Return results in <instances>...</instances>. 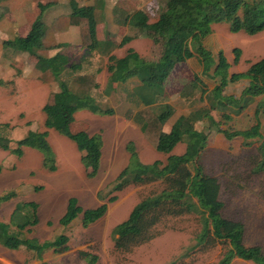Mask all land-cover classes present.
I'll return each mask as SVG.
<instances>
[{"label": "trees", "instance_id": "1", "mask_svg": "<svg viewBox=\"0 0 264 264\" xmlns=\"http://www.w3.org/2000/svg\"><path fill=\"white\" fill-rule=\"evenodd\" d=\"M50 6L38 4L39 15L31 24L26 36L17 37L3 42L4 48H12L36 58L35 68L44 73L49 72L58 83V91L51 94V100L42 107L44 114V127L58 132L71 140L76 149L82 153L80 162L88 178L98 174L102 154L101 133L88 134L84 130L71 131L70 126L74 115L80 110H87L101 116L114 114L112 108H102L90 95L98 87L94 74L75 75L74 83L80 91L75 92L61 79L65 72H76L81 69L80 64L70 63L62 54H56L49 59L38 57L36 52L43 48L44 25L41 14ZM72 23L80 24V42L87 53L96 50L94 8L78 7L74 0L69 1ZM128 24L142 32L154 46L160 48V55L155 61H147L132 49L126 51L121 58L109 56L106 70L108 72L107 89L127 79L136 77L141 83L136 92L140 104L144 107L134 121L146 141L152 148L166 155L165 161L155 160L144 164L139 160L132 143L126 146L130 153L128 164L109 185V191L98 193V199L107 203L116 200V194L129 186L145 185L160 182L163 187L138 202L129 212L127 218L112 229V241L116 250H129L131 246L145 243L153 238L151 229L165 217H179L187 213L196 212L203 220L198 243L214 245L222 242L228 245L217 264H231L233 259H239L252 264H264V252L258 246H245L243 244L244 226L236 221L222 216L223 203L219 200L220 185L216 178L204 173L199 164L200 156L204 150L208 133L195 129L194 125L206 120L215 131L222 134L226 141L237 137L242 138L243 145L248 147L252 140L261 137V125L258 115L261 106L254 112L255 124L244 130H221V122L231 119L230 113L237 114L245 109L254 97L264 95V56L251 64L245 72L229 74V64L220 51L216 60L202 45V40L212 32L213 25L225 24L230 33L244 32L252 36L264 30V0H166L164 7L156 20L149 21V17L142 11H137L128 19ZM132 40L131 36L123 37L118 46H123ZM196 54L202 66V76L215 80V85L208 93L209 107L190 112L181 116L167 133L162 132L163 124L172 115L173 109L168 104L156 107H147L160 99L164 100V85L174 67ZM236 64L240 57V50L232 51ZM211 71V74L209 72ZM195 81L199 78L194 76ZM247 79L248 85L242 90L239 98L223 95L224 88L229 83ZM200 81V80H199ZM3 82L0 79V85ZM201 84V83H200ZM158 88V90L156 89ZM205 90L202 91V94ZM210 111L220 113V120L215 121ZM264 113V110H262ZM7 128V125H3ZM9 128V127H8ZM184 143V152L180 155L172 151L177 144ZM28 147L39 151L42 155V166L53 172L56 170L55 155L47 140V131H30L23 138L16 141V147L10 149V139L0 134V149L11 150L21 157L23 148ZM259 162L252 168L258 173L264 170V140L258 147ZM2 166L0 165V173ZM16 197V193L9 192L0 197V203ZM193 199H195L193 201ZM104 202L95 209L83 210L73 197L67 202L66 211L59 220L63 227L68 226L75 218L81 215V225L87 228L90 224L101 219L107 211ZM38 223L37 205L34 202L18 203L10 217L9 224L0 222V245L8 250H18L24 247L32 251L39 259L47 249L54 253L68 250V237L59 235L51 241L39 243L35 239H22L17 233L10 231V225L18 231ZM80 256L87 264H94L97 257L86 252ZM172 264V263H171Z\"/></svg>", "mask_w": 264, "mask_h": 264}, {"label": "rangeland", "instance_id": "2", "mask_svg": "<svg viewBox=\"0 0 264 264\" xmlns=\"http://www.w3.org/2000/svg\"><path fill=\"white\" fill-rule=\"evenodd\" d=\"M165 1H148L145 12L150 22L157 18L164 7ZM6 12V9L3 8L0 14ZM19 35L23 36L25 32L22 31ZM243 35L245 34L241 32L237 34L238 40H236V43H239V39ZM227 46L224 45V48L229 54L232 51L229 49L230 46ZM245 47L243 45L244 49ZM144 49L142 53L145 60L155 61L158 59L160 55L159 47L154 46L150 49ZM69 51L68 53L73 58L79 55L77 50L72 49V51ZM225 51L223 52L225 53ZM253 52L252 55L248 56L252 58L250 61L252 63L264 56V41L259 43L253 49ZM68 53L66 54L69 55ZM105 58L99 57L93 62H88L87 58L84 61L94 63L103 70V72L97 74L99 88L94 92L96 102L102 108L110 105L118 111L116 95L104 96L100 90L106 76L104 72ZM196 59L199 61L198 58ZM74 61L77 63L80 59ZM35 62L36 58L33 56H24L8 48L0 49V76L4 79L1 80L3 84L0 85V97L5 94L8 95V114L5 112L2 116L0 115V134L10 139V149H13L16 147V141L23 138L28 132L47 131V140L55 155L56 170L51 172L45 169L42 166V155L35 149L23 148L21 157L14 155L11 150L0 149V164L4 167L8 166V184L1 177L3 173L0 175V194H2V190L3 193L7 191L19 192L14 201L8 203V209H12L19 200L38 203V225L45 223L47 220L55 223L47 232V238L53 239L62 233L63 228L58 219L66 208L68 198L74 197L78 199L80 205H84V201L90 199L87 194H90L93 198L92 196L97 191H101L103 194L109 191V185L127 163L128 154L125 152V144L130 131L127 130L129 125L118 117L90 114L86 110L78 111L76 117L74 115V120L70 126L71 131L83 130L87 126L86 123H89L86 132H101L102 144L105 146L97 176L88 178L80 162L81 153L76 149L74 143L58 132L44 127L42 107L50 102L52 99L51 94L59 90V87L57 81L53 79L49 72L40 73L35 68ZM248 65L249 63L245 62V65H242V70H245ZM177 72H180V70L178 69ZM87 73L88 69L84 68L75 75ZM209 74H211V71ZM75 75H73V72L68 71L63 73L60 79L71 90L79 92V87L73 81ZM193 81H195V78ZM194 83H198V81ZM167 86L171 89L175 86V83L168 82ZM156 89L158 90V88ZM6 100L7 98L0 100V103L4 105ZM176 107L179 110L180 103H177ZM252 109L253 105L249 104L245 107L243 116L233 117L234 119L231 117L229 121L221 122L220 129L241 130L249 128L251 124L256 122L254 116L250 113ZM213 114L215 116L213 118L219 121L220 114L217 112ZM257 119L261 125V137L252 140L251 145L248 147L243 145L242 139L226 141L222 134L216 132L215 128L206 120L196 123L194 127L199 131L208 133V140L201 153L199 164L202 166L204 173L216 178L220 185L219 200L223 203L222 216L244 226L243 244L245 246H258L264 252V170L258 173L252 172V168L260 160L258 147L264 140V114L259 113ZM3 125H7L9 128H4ZM95 129L97 130L92 131ZM139 144L141 145L140 142ZM184 149L185 144L179 143L174 153L181 154ZM152 151L154 152L148 145L142 144L138 154L139 160L142 163H151L154 160L165 161L166 155L156 151L154 152L156 154H154ZM9 175H11L10 178ZM162 187L163 185L160 182H155L129 186L121 192L112 194L116 195V200L108 204L105 216L91 226L86 233L81 232V223L78 218L75 219L78 220L75 222L77 225L76 227L72 226L73 231L70 234L72 247L84 242L83 248L85 251L97 254L99 258L97 264H217L228 249V245L222 242H216L214 245L198 243L203 220L196 212L179 217L162 218L151 229L150 234L153 235L151 240L131 246L129 250L125 251L114 248L111 234L114 226L124 221L138 202L158 193ZM105 197L107 198L103 202L107 203V199L111 197V194ZM13 231L21 238H30L33 234V231H18L16 228H13ZM7 252L10 256L17 253L20 259L24 260V264L35 259V254L25 248L17 251L7 250ZM71 254V256L65 257L58 256V264H75L78 259L77 255L75 252H71ZM67 259L70 261L67 262ZM231 264L252 263L235 258Z\"/></svg>", "mask_w": 264, "mask_h": 264}, {"label": "crops", "instance_id": "3", "mask_svg": "<svg viewBox=\"0 0 264 264\" xmlns=\"http://www.w3.org/2000/svg\"><path fill=\"white\" fill-rule=\"evenodd\" d=\"M69 1L70 0H0V11H2L3 8H5L7 11L5 14L4 13L0 14V49H4L3 47L4 41L13 40L17 37L26 36L31 28L32 22L39 15L37 5L38 4H41V5L49 4L50 6H48V8H46L45 11L40 16L41 21L44 25L45 33H44V37L42 40L43 48L38 50L36 52V55L44 59H49L56 54H62L69 59V64L75 63L74 60L80 59V61L77 62V64H80L81 69L87 68L88 69L87 74L95 75V79L98 84V87L94 89L92 92H90V95L94 99H95L94 92H96L95 90L99 88V81L97 80V74L98 72H103V70H101L102 68L97 67L94 63H88V62L89 61L93 62L96 58H99V57H106L105 58L106 61L104 62L105 64L104 72L106 74L105 82L102 85V87H100L101 88L100 90L104 96L116 95L117 97V100H118L117 107H119L118 111L116 108L113 109L110 105L109 107H105V108H112L114 110V114L109 117H118L121 120H123L127 125H129V128L127 130H129L130 132L128 133L129 134L127 136L128 140H127V143L125 144V152L128 154V160L130 157V153L126 149V146L128 143H132L137 154L140 153V146L142 144H146L152 150H154L152 146L146 141L140 129V126L136 124V122L134 121V117L136 116V114L141 109L144 108L140 104L139 98L136 94V92H138L140 89L141 83L136 77H132V78L127 79L123 83H119L116 87L114 86L113 90L109 91L107 89V79H108L109 74L106 70V65L108 62L107 59L111 55L115 56L116 58H121L126 54L127 50L132 49L140 57L145 59V56L142 53L145 50L144 48L150 49L151 47H154L152 42L146 37H144L141 31H139L136 28H133L132 26L128 24L129 17L135 12L142 11L146 14L145 12L146 6L148 4V1H151V0H74L78 7L90 6L94 8V17L96 20V26H95L96 34L95 35H96V40L98 42V46L96 50H94L92 53H87L85 51V48L81 46L80 24L71 22V19H70L71 9L69 6ZM222 25L224 24L213 25L212 32L202 40V45L211 53L214 60H216L218 52L220 51L223 52L226 50V48H224V45H228L227 47L230 46L229 49L231 51H233V49L235 48L239 49L240 57H239L237 64L235 65L232 64V61L234 59L233 53L230 52L228 54L227 50L225 51V53L223 52L229 64L228 73L233 74V73L245 72L247 68L249 67V65L252 63L250 62L252 58H249L248 56L252 55L254 53L253 49L256 48L259 43L264 41V30L252 36H249L245 34L244 32H241L247 36L243 35L239 39V43H236V40H238V37L236 36L240 32L234 33V34L232 33L233 34L232 35L228 31V27L226 25L224 26ZM22 31L25 32V35L20 36L19 34ZM126 36H131L132 40L124 44L123 46H118L122 38ZM243 45L246 46L245 49L243 48ZM8 49L13 50L12 48H8ZM72 49L77 50V52H79V55L75 58L71 57L70 54L68 53L70 52L69 50L72 51ZM14 52L20 53L21 55H24V56H31L24 52H18L15 50ZM66 53H68L69 55H67ZM87 58H88L87 60L88 62L84 61ZM196 58H197L196 54L194 53L193 57L185 60L182 63L177 64L165 82L164 100L160 99L158 101L153 102L152 104L147 105V107H151V108L156 107V110L157 108H159L158 107L159 105H163V104H168L172 107L173 109L172 115L168 118V120L162 126L163 133L169 132L173 124L176 122V120L180 118L181 116H187L192 111L202 110V109H206L209 107L207 95L214 87L215 80H213L210 77L201 75L202 67ZM245 62L249 63V65L245 70H242V65H245ZM94 67L96 68L94 69ZM178 69L180 70V72H177ZM78 72L79 71H76L75 73L73 72V75L77 74ZM194 76H197L199 78L200 81L198 80V83L200 82L201 84L194 83L193 81ZM0 79L4 80L2 79L1 76H0ZM168 82H170L171 84L175 83V86L169 89L167 86ZM195 85H198V86H195ZM247 85H248L247 79H241L237 82L229 83L224 88L223 95L239 98L242 90ZM203 90H205V93L202 94ZM7 96L8 95L5 94L4 96L0 97V100H5V98H7V100L4 102V105L0 103V115L1 116L5 112H7L8 114V110H7L8 109V97ZM263 99H264V95H260L250 100L249 104L253 105L252 112H250L251 115L254 116L255 109L258 105L262 107L260 110L261 111L260 113H262V110H264ZM95 101L97 100L95 99ZM177 103H180L181 105L179 110L176 107ZM79 112L75 114V117ZM214 112H217V111H211L212 115L210 113L212 118L214 116L213 114ZM89 113L93 114L91 112ZM217 113L220 114L219 112ZM242 114H245L244 110L237 114H230V116L233 118L237 116H243ZM95 115H98V114H95ZM86 124L87 126L85 129H83L84 131H86L89 128V123H86ZM254 124L255 123L251 124V126ZM244 129H247V128H244ZM244 129H241V130H244ZM96 130L97 129L92 130V131H96ZM95 133H98V132H89L88 134L92 135ZM235 139H242V138L237 137ZM141 140H143L144 142L143 141L141 142ZM137 141H139L141 145ZM102 146H103V149H102V154H101L102 156H101L100 162H102L103 150L105 147L104 144H102ZM174 150L172 151L173 154H175ZM176 155H180V154H176ZM128 160L125 166L128 164ZM144 164H150V163L145 162ZM0 165L2 166V171L0 175L3 173L1 177L2 179L6 180V183L8 184V166L4 167V165L2 164ZM125 166L121 169V171L125 168ZM10 177L11 175H9V178ZM1 192L2 194H0V197L12 191H7L3 193V190H2ZM13 192L16 193V196L19 195V192H15V191ZM99 192L100 191H97L96 194L92 196L93 198H91L90 194H87L90 197V199L88 198L87 201H84V205L83 204L80 205L78 203V199L75 198L77 200L78 206H80L83 210L97 208L98 206L104 203L98 199ZM15 198H12L9 201L7 200L5 202L0 203V222L9 224L11 214L13 213V210L16 207V205L18 203H26L25 201L19 200L17 203H15L12 209H8V203H11V201H14ZM68 200L69 198L66 201V207H67ZM34 203L37 205V218H38V223H39V217H38L39 205L36 202ZM108 204L109 203H107V207H108ZM65 211H66V208L63 214L65 213ZM63 214L60 216V218L63 216ZM60 218L58 219V222ZM77 218L81 223V216L79 215ZM75 219L68 226L66 227L62 226L63 228L62 233L59 234V235H62V234L66 235L68 237V240H69L67 243L68 250H66L65 252H61V253H54L52 249H47L42 253L39 259H37L34 255L35 259L31 261L30 263L28 262L25 264H58L59 263L58 256H64V257L71 256L72 255L71 252H75L77 255L78 259L75 264H87L86 261L80 256L81 252H86L90 255H94L95 257H97V261L94 263V264H97L99 261L97 254L85 251L83 248L84 242L80 243L79 245L75 247H72L73 245L71 243L70 234L73 231L72 226L74 225V227H76L77 225V223L75 222H77L78 220H75ZM96 222L93 224H90L87 228H83L82 225L80 224L82 228L81 232L83 234L86 233L91 228V226L96 224ZM38 223L35 226L27 227L25 230L28 232L33 231V234L32 236H30V238H22V239H35L39 243H42L44 241L53 240L54 238L53 239L47 238V232L50 231L51 226L54 225L55 223H52L49 220L39 225ZM13 228H16V227L13 225H10V231L12 233H16L13 231ZM21 248H24V247H21ZM21 248H19L18 250H21ZM7 250H8L7 248L0 245V264H24V260L20 259V256H18L17 253H15L14 256H10L8 255ZM69 261L70 260L67 259V262Z\"/></svg>", "mask_w": 264, "mask_h": 264}]
</instances>
